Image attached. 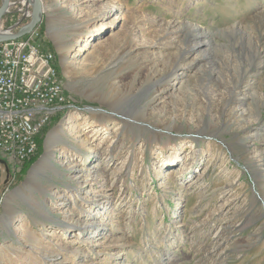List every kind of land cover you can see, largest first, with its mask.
I'll return each instance as SVG.
<instances>
[{
	"label": "rangeland",
	"instance_id": "374dc122",
	"mask_svg": "<svg viewBox=\"0 0 264 264\" xmlns=\"http://www.w3.org/2000/svg\"><path fill=\"white\" fill-rule=\"evenodd\" d=\"M40 1L78 109L51 115L29 167L0 150V264H264V101L250 118L249 89L264 96V72L250 81L264 0ZM34 4L9 0L0 35ZM78 160L97 167L92 186L68 175ZM91 212L88 237L72 225Z\"/></svg>",
	"mask_w": 264,
	"mask_h": 264
},
{
	"label": "built area",
	"instance_id": "2783aa9c",
	"mask_svg": "<svg viewBox=\"0 0 264 264\" xmlns=\"http://www.w3.org/2000/svg\"><path fill=\"white\" fill-rule=\"evenodd\" d=\"M28 16L23 14L15 25ZM40 29L0 43V150L21 163L36 156L41 132L52 114L64 106L78 109L75 100L71 104L56 54L45 49ZM14 30L3 33L13 35Z\"/></svg>",
	"mask_w": 264,
	"mask_h": 264
},
{
	"label": "bare ground",
	"instance_id": "6f19581e",
	"mask_svg": "<svg viewBox=\"0 0 264 264\" xmlns=\"http://www.w3.org/2000/svg\"><path fill=\"white\" fill-rule=\"evenodd\" d=\"M31 2H33V0H30ZM108 5V4H107ZM71 7L73 8V9H76V6L74 5V4H72L71 5ZM108 9H110V10H112V8H109L108 6H106V7H104L101 11H99L98 12V14H97V16L98 17H101V18H103V17H105L108 13H107V10ZM177 30V29H176ZM170 32V31H169ZM169 32L167 33V34H169ZM176 33H177V31H176ZM194 36V35H193ZM165 37V36H164ZM167 37V36H166ZM258 43V42H257ZM195 45L194 46H190V53H194V52H196L197 50H198V48L201 46L200 45V43H194ZM261 46V45H260ZM261 51V50H260ZM259 51V52H260ZM187 53V52H186ZM189 53V52H188ZM262 56L264 57V54H262ZM207 57V55H200V57H198V61L197 60H194V63H193V65H191V64H189V65H187V66H185L184 68H189L190 67V69H192V68H194L196 65H198L202 60H204L205 58ZM258 57L260 58L261 57V54H258ZM263 57H261V59L263 58ZM181 58H182V60H185L186 59V57L185 56H181ZM259 61V60H258ZM255 66V65H254ZM254 69H256L255 70V73H254V76L252 77V74H250V81H252V80H258L259 79V77H261L262 75H263V72H264V61H260V63H259V65H256V68H254ZM253 83V82H252ZM252 83H250V86H249V89H250V118H252V116L254 115L253 114V110H252V108H251V106H252V103H251V100L252 99H254V98H256V102L257 103H261V102H263L264 101V96H261V95H259L258 93H256V92H253L252 93V90L254 89V85L252 84ZM238 85V84H237ZM174 86V85H173ZM166 87V86H165ZM169 88V87H168ZM237 88H238V86H237ZM163 91V90H162ZM161 91V92H162ZM171 91H173L174 92V88H172L171 89ZM245 91V90H244ZM168 92V89H166V90H164L163 91V93L164 94H166ZM233 92V96H235V97H237L241 92H243V90L242 91H235V90H233L232 91ZM158 94V93H157ZM156 94V95H157ZM244 95V100H242V102L244 101V103H246V100H247V94L245 93V94H243ZM158 99H162V96H155V98L153 99L154 100V102H156ZM165 100V99H164ZM163 101V100H162ZM245 114H246V111L245 110H240V111H238L237 112V117L239 116V117H244L245 116ZM79 127V125L78 124H74V126H73V130L74 131H76L77 130V128ZM245 131H248L247 129L245 130ZM58 132L59 133H62V131L60 130H56V131H54L53 132V136H56V134H58ZM77 134V133H76ZM75 134V135H76ZM72 135V134H71ZM77 137V136H76ZM73 139H76L75 138V136H73ZM74 141V140H73ZM52 141L50 140V143L48 144V146H47V156H49L50 158H49V161H52V156L54 155V153H53V146H52ZM247 143V142H246ZM71 146H73V145H71ZM78 152H80L79 150H78ZM46 157V156H45ZM79 161L80 160H78V161H76L75 163H73V164H71V167L70 168H66L67 170H68V175H70V176H72L74 179H76V180H78L79 182H80V185L84 182V185L85 186H92L91 185V183L92 182H94L95 180H97L98 179V177H99V171L97 170V167L96 166H94V170H90V169H87V168H85V167H83V165H84V163H82V162H80L79 163ZM81 164V165H80ZM53 171L55 172V173H57V169L56 168H53ZM172 175V172H170L169 173V175ZM75 192H79V190L78 189H76L75 190ZM79 197V196H78ZM87 197H89V195L87 196ZM79 199V198H78ZM80 200H82V201H87V202H90V200L89 199H86V198H80ZM79 200V201H80ZM78 201H75L74 202V204L75 205H78ZM63 212L65 211V210H62ZM73 211H75V209L73 210ZM65 213V212H64ZM74 212H71L70 214H73ZM77 215V214H76ZM79 217V216H78ZM88 219V218H87ZM63 222V221H62ZM83 225V224H82ZM73 226V228H75L74 230H77V231H80V230H82L83 231V234L84 235H86V236H88V237H92L93 235H94V232H97V231H99L100 229H99V227H101V224H100V221L97 219V214H95V212H91V213H89V219L88 220H86V222L84 223V227H80V226H78L77 224H73L72 225ZM71 227V226H70ZM77 233V232H76ZM78 234V233H77ZM49 235H55L54 233H51V234H49ZM161 261V260H160Z\"/></svg>",
	"mask_w": 264,
	"mask_h": 264
},
{
	"label": "water",
	"instance_id": "95a60500",
	"mask_svg": "<svg viewBox=\"0 0 264 264\" xmlns=\"http://www.w3.org/2000/svg\"><path fill=\"white\" fill-rule=\"evenodd\" d=\"M8 3H9V0L4 1L3 6L0 9V18L2 16V14L5 12V10L8 6ZM41 7H42L41 1L35 0V4L33 7V14H32V18H31L30 22L25 27H23L19 32L15 33L13 35H10V36H7V35L1 36L0 35V43L4 42V41L16 40V39L24 37L27 34H30L35 29V27L38 25V23L41 20V15H42Z\"/></svg>",
	"mask_w": 264,
	"mask_h": 264
},
{
	"label": "trees",
	"instance_id": "16d2710c",
	"mask_svg": "<svg viewBox=\"0 0 264 264\" xmlns=\"http://www.w3.org/2000/svg\"><path fill=\"white\" fill-rule=\"evenodd\" d=\"M40 153L38 152L37 156H35L34 158H32L31 160H29L27 163H25V167H29L30 165L34 164L37 160H38V155Z\"/></svg>",
	"mask_w": 264,
	"mask_h": 264
}]
</instances>
